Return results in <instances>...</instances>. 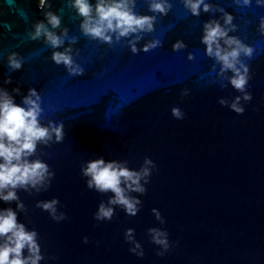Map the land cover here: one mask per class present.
I'll use <instances>...</instances> for the list:
<instances>
[{"label":"water","instance_id":"obj_1","mask_svg":"<svg viewBox=\"0 0 264 264\" xmlns=\"http://www.w3.org/2000/svg\"><path fill=\"white\" fill-rule=\"evenodd\" d=\"M47 2L50 9H41L39 0H0V88L21 106L23 96L35 88L41 97V124H64L61 142L53 137L48 145L38 144L30 157L54 171L47 190L17 189L26 211L18 210L15 201L0 200V209L11 207L18 222L37 231L44 256L39 264H264V33L259 28L264 6L256 0L247 6L236 0H205L230 13L237 27L229 35L254 48L251 58L241 57L249 66L246 91L252 99L241 101L245 110L238 114L219 99L231 102L242 94L217 76L220 64L201 43L203 23L218 19L223 24V13L193 16L183 0H169L171 9L161 15L149 11L147 0H136L135 12L157 19L133 53L131 37L116 41L113 34L108 44L85 36L79 27L83 18L69 0ZM89 2L95 5L96 0ZM49 10L61 16V28L69 36L78 38L71 45L72 56L83 75H70L51 59L53 51L69 46L67 39L52 49L43 37L28 36ZM154 38L160 46L143 51ZM177 40L186 47L174 51ZM13 51L23 58L18 70L8 66ZM173 107L181 109L182 119L172 115ZM101 157L127 161L135 170L145 157L154 162L147 191L131 193L142 201L135 216L113 206L111 220L95 219L100 202L107 203L112 193L89 189L81 168ZM52 198L59 199L57 210L66 219L57 222L36 207L37 201ZM151 227L168 233L171 247L163 256L156 254L161 246L152 242ZM128 228L134 229L142 257L129 251Z\"/></svg>","mask_w":264,"mask_h":264},{"label":"clouds","instance_id":"obj_2","mask_svg":"<svg viewBox=\"0 0 264 264\" xmlns=\"http://www.w3.org/2000/svg\"><path fill=\"white\" fill-rule=\"evenodd\" d=\"M147 2L149 11L161 15H166L172 7L169 0ZM69 3L78 16L83 18L79 27L85 36L108 44L113 42V34L116 41L121 37H131L128 44L133 53L138 51L137 42L141 40L142 34L154 30V22L157 19L155 15L135 12L136 0H96L95 5L89 0H69ZM183 3L193 16H199L201 11L223 13V24L218 19L203 23L201 43L206 46V55L220 64L217 76L227 79L231 86L242 94L235 96L231 102L220 98L219 103L229 105L233 111L242 114L245 109L241 101H250L252 95L246 91L250 79L249 66L241 57L251 58L254 48L237 36L229 35L237 26L233 23V16L223 8L214 7L205 0H183ZM236 3L247 6L251 0H236ZM256 4L264 6V0H256ZM38 6L41 9L51 8L47 0H39ZM61 19V16L53 11H45L44 20L36 21L32 25L34 30L30 31L28 36L32 40L43 37L44 43L52 49L61 48L67 39L69 46L64 47L63 51H53L51 59L57 65L63 64L70 75H83L84 69L72 56L71 45L75 44L78 38L69 36L66 27L61 28ZM259 28L264 33V17L260 18ZM55 29H60L59 35ZM160 44L159 39L149 40L143 45V51L147 52ZM185 47L182 40H177L172 45L174 51ZM188 59H193L192 53L188 54ZM7 60L10 70H18L23 65V58L14 51L9 53ZM228 71H231V76H226ZM10 82L11 77L4 81L5 84ZM223 86L225 85L222 84ZM12 91L19 93L20 89L14 88ZM183 95H187V89ZM40 100L39 92L30 88L27 95L23 96L21 106L14 102V97L6 89L0 88V200L7 203L15 201L16 208L20 211H26V208L17 194V189L29 193L35 190L39 193L41 190H47L55 175L45 161L39 158L30 159L36 153L37 145H48L53 141V137L56 142H61L65 135L63 122L55 123L49 120L47 125L41 124L39 117L43 110ZM171 112L177 119L184 116L179 107H173ZM153 168L155 164L148 157H145L139 170L129 168L127 161H105L102 157L88 160L81 168V174L87 178V187L99 193H112L107 203L100 202L98 210L94 213L95 219L111 220L114 215L113 206H120L128 215L135 216L142 201L131 193L144 194L147 191L145 184L149 182ZM59 203L58 198L40 200L37 201L36 207L47 211L53 220L59 222L67 218L64 212H58ZM152 212L163 224L164 219L160 211L153 208ZM147 231L152 242L161 246L156 254L163 256L171 247L167 231L157 227H151ZM37 237L35 229L29 230L24 223L18 222L17 211L11 207L0 209V264H39L44 256ZM88 239L85 236L83 242L88 243ZM125 239L132 245L130 252L141 257L144 255L141 244L134 238V229H126ZM25 249L27 255L24 254Z\"/></svg>","mask_w":264,"mask_h":264}]
</instances>
